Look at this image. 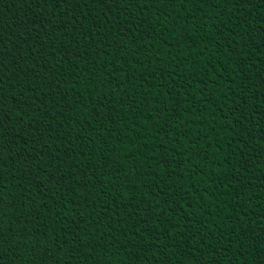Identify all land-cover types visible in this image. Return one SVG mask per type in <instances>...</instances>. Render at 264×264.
Returning <instances> with one entry per match:
<instances>
[{
	"label": "trees",
	"instance_id": "obj_1",
	"mask_svg": "<svg viewBox=\"0 0 264 264\" xmlns=\"http://www.w3.org/2000/svg\"><path fill=\"white\" fill-rule=\"evenodd\" d=\"M0 264H264V0H0Z\"/></svg>",
	"mask_w": 264,
	"mask_h": 264
},
{
	"label": "snow or ice",
	"instance_id": "obj_2",
	"mask_svg": "<svg viewBox=\"0 0 264 264\" xmlns=\"http://www.w3.org/2000/svg\"><path fill=\"white\" fill-rule=\"evenodd\" d=\"M52 2L55 4H59V3L68 4V3L73 2V0H52ZM95 2H100V0H95ZM223 2L224 3H234V4L242 7L243 5L249 3L250 0H223ZM241 13H242V11H241Z\"/></svg>",
	"mask_w": 264,
	"mask_h": 264
}]
</instances>
